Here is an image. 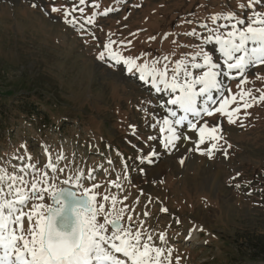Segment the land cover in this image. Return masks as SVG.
Wrapping results in <instances>:
<instances>
[{
	"label": "rangeland",
	"instance_id": "rangeland-1",
	"mask_svg": "<svg viewBox=\"0 0 264 264\" xmlns=\"http://www.w3.org/2000/svg\"><path fill=\"white\" fill-rule=\"evenodd\" d=\"M66 2L55 0L57 6ZM34 3L40 7H32ZM240 3L248 0H86L79 5L84 13H75L78 23L72 27L62 13L49 16L41 11L46 6L50 12L49 0H0V102L7 106L9 126L0 142V169L31 181L51 160L64 169L48 170L58 177L59 187L77 175L85 187L101 185L95 191L116 196L117 209L125 210V220L132 217L131 226L143 231L145 240L150 235L149 243L173 250L172 264L177 257L179 264H264L254 248L257 238H264V103L257 99L252 107L241 108L235 124L219 113L189 116L198 125H220L221 148L211 159L201 154L211 142L206 140L197 150L199 136L187 122L176 128L180 141L194 136L192 148L177 149L176 143L166 148L168 134L160 128L165 117L174 119L169 109L176 118L183 115L167 104L178 92L163 84L157 92L151 77L140 80L139 73L110 68L97 59L111 39L114 51L138 63L167 64L170 79L178 60H185L194 76L207 71L191 67L203 63L202 55L193 60L203 49L221 65L214 69L221 84L220 91L213 90L216 102L222 94L230 98L241 89L258 98L264 89V64L250 65L245 72L248 83L239 88L241 77L235 70L227 72L230 78L220 72L226 70L215 36L226 38L237 20L245 21L237 24L243 29L253 12H264V0L251 9L241 10ZM229 13L235 18L228 19ZM90 16L94 24L86 23ZM80 24L83 30H78ZM29 97H34L32 117L15 114ZM204 106V97H198V107ZM41 118L48 127L34 130L30 120L41 126ZM44 202L51 203L47 198ZM160 233L166 234V243Z\"/></svg>",
	"mask_w": 264,
	"mask_h": 264
},
{
	"label": "snow or ice",
	"instance_id": "snow-or-ice-1",
	"mask_svg": "<svg viewBox=\"0 0 264 264\" xmlns=\"http://www.w3.org/2000/svg\"><path fill=\"white\" fill-rule=\"evenodd\" d=\"M49 2L50 12L46 6L41 7L45 15L62 13L64 23L76 27L78 19L75 13H84V8L79 5H84L86 0H79V4L76 0H67L59 6L55 0ZM259 2L260 0H248L247 4L240 3L238 7L241 10L251 9ZM32 7L40 5L34 3ZM104 15H107V12ZM234 18L233 13L228 14V19ZM247 19L249 23L246 28H237V24L245 23L240 19L237 20V24L232 25V30L226 34V38L221 35L215 36L228 72L235 70L236 75L241 77L238 88L248 83L245 72L249 65L264 64V12H253ZM86 23L94 24V16L87 17ZM83 28L84 24H80L78 30ZM249 42L255 47L249 49L247 47ZM114 43L115 41L110 39L103 46L105 51L101 52L97 59L107 63L110 68L122 66L130 74L139 73L140 80L151 77L157 92L161 91L158 84H163L171 93L178 92L167 100V104L177 106L183 115L176 118L177 113L169 109L170 116L174 119L165 117L160 128L162 133L168 134L164 137L166 148L169 145L174 146L176 141L181 139L176 126L184 127L187 122L186 126L199 136L197 150H200L199 145L205 144L206 140L211 142V147L201 150V154H207L211 159L213 152L221 148L219 141L223 136L220 125L209 126L207 122L198 125L189 119V116L211 117L219 113L227 118L229 124H235L241 108L246 110L252 107L257 99L264 103V89L259 90L258 98L253 96L250 90L241 89L237 94H231L230 98L222 94L221 101H214L213 90L221 89L218 80L220 73L214 69L220 68L221 65L214 63L212 56L203 49L193 56L195 60L202 55L203 63H192L191 67L196 69L207 67V71L194 76L189 71L186 61L178 60L171 69L169 79L167 64L157 67L158 61L151 64L138 63L137 58L125 57L114 51L112 49ZM196 85L201 86L198 91ZM198 97H205L203 108L198 107ZM210 102L218 103L219 106L210 107L208 106ZM227 147L231 148L232 145L228 144ZM222 150L227 157V149ZM180 163L183 164L184 160L181 159ZM32 167L35 169V165ZM45 169L34 174L31 181L26 180L23 175L10 174L0 169V264H172L173 250L149 243L152 240L150 235L145 240V233L131 226L132 217L127 216L125 220V210L117 209L119 201L116 196L110 194L101 196L95 191L101 187L97 183L85 187L81 182L82 175L69 176L61 181L64 187H59L55 183L58 177L50 176L48 170L52 173H62L64 169H58L51 160L45 165ZM111 183L119 187L115 182ZM46 198L51 203H45ZM106 203L109 204L107 209ZM29 204L31 207L25 211ZM194 230L196 229L191 231ZM159 239L166 243V234L160 233ZM176 264H179V257L176 258Z\"/></svg>",
	"mask_w": 264,
	"mask_h": 264
},
{
	"label": "trees",
	"instance_id": "trees-1",
	"mask_svg": "<svg viewBox=\"0 0 264 264\" xmlns=\"http://www.w3.org/2000/svg\"><path fill=\"white\" fill-rule=\"evenodd\" d=\"M26 97L27 96H21V98H23V99L26 98ZM33 98L34 97H29L28 99H26L25 104L23 105V107L17 108V110L15 109L14 113L17 114V115L26 114L27 117L31 118L32 115H33V112H35V110H34L35 104L32 102ZM9 112H11V111L9 110ZM7 113H8L7 106L0 102V142L1 143H3L4 140H5L4 139L5 137L2 136V133L7 132L8 128H9V126L7 124L8 117H6ZM44 117L47 118L49 116L44 115ZM36 118H38V117L36 116ZM47 120H50V118H47ZM47 120L45 121V118H41L40 119V121H42V123L40 122L41 126L34 125L33 124L34 120H32V119L30 121H33L32 122V125H33L32 128L34 130L41 131V130H44L46 127H48V124H47L48 121ZM42 124H43V126H42ZM256 241L257 242L254 243V248L257 250V255L264 259V238H262V237L257 238Z\"/></svg>",
	"mask_w": 264,
	"mask_h": 264
},
{
	"label": "bare ground",
	"instance_id": "bare-ground-1",
	"mask_svg": "<svg viewBox=\"0 0 264 264\" xmlns=\"http://www.w3.org/2000/svg\"><path fill=\"white\" fill-rule=\"evenodd\" d=\"M190 133H191V131H190ZM192 138H194L193 135L189 136L187 141H180V140L176 141V147H177V149L179 148V149H183L185 151L187 149H189L191 147ZM189 160H192L191 156L189 157Z\"/></svg>",
	"mask_w": 264,
	"mask_h": 264
}]
</instances>
